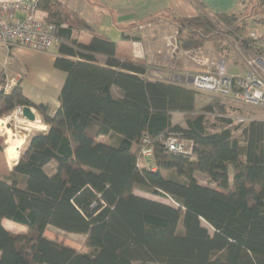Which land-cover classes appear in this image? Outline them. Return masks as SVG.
I'll list each match as a JSON object with an SVG mask.
<instances>
[{"label":"trees","instance_id":"obj_1","mask_svg":"<svg viewBox=\"0 0 264 264\" xmlns=\"http://www.w3.org/2000/svg\"><path fill=\"white\" fill-rule=\"evenodd\" d=\"M38 8L57 27L54 67L66 80L54 112L29 100L20 83L6 93L0 73V120L30 107L47 126L28 137L10 177L0 172V264H264V122L252 121L235 138L219 99L198 112L197 92L145 77L144 61L118 54L65 3L39 0ZM237 13L178 20V48L214 44L220 51L225 26L264 54V35H244L248 26ZM81 31L93 36L89 45L79 41ZM212 112L222 128L208 127ZM174 114L184 115L185 127L174 124ZM173 135L193 146L191 155L167 149ZM143 139L153 163L139 167ZM4 142L0 137V151ZM136 190L168 196L178 207ZM5 220L24 231L7 230ZM50 227L85 235L89 251L46 237Z\"/></svg>","mask_w":264,"mask_h":264},{"label":"crops","instance_id":"obj_2","mask_svg":"<svg viewBox=\"0 0 264 264\" xmlns=\"http://www.w3.org/2000/svg\"><path fill=\"white\" fill-rule=\"evenodd\" d=\"M27 3L31 0H1ZM76 11L81 18L98 34L116 44L117 53L128 58L144 61L148 68V79L181 85V79L190 74L215 70L226 58L213 47L197 51H182L177 46L179 29L177 21L195 18L202 14H227L238 12L243 0H60ZM40 14L47 13L40 10ZM18 14V17H23ZM261 35H264V24H261ZM79 41L89 45L93 36L90 33L78 32ZM127 37L128 39L124 38ZM59 44L49 52H37L28 48L14 46L7 50L0 44V73H5L7 82L14 80L20 83L26 97L34 103L45 104L56 112L59 109V98L66 80V73L54 67ZM228 65V63H226ZM229 74H238L241 66L229 64ZM236 69L238 73H235ZM114 96L119 91L114 89ZM37 118L41 121L35 109ZM40 129L47 126L41 121ZM21 146L28 137H22ZM108 138H104L107 140ZM21 149V147H20ZM20 155V151H19ZM8 162L5 155L0 172L4 178L10 177L16 166ZM7 230L18 233L24 228L9 220L4 221ZM47 234V232H46ZM74 248V247H71ZM75 249V248H74Z\"/></svg>","mask_w":264,"mask_h":264},{"label":"built area","instance_id":"obj_3","mask_svg":"<svg viewBox=\"0 0 264 264\" xmlns=\"http://www.w3.org/2000/svg\"><path fill=\"white\" fill-rule=\"evenodd\" d=\"M39 0L27 3L0 0V44L7 50L14 46L28 48L37 52H49L58 44L57 27L40 14ZM23 14V17H18ZM250 36L256 39L255 34ZM243 70L238 74H229L224 61L215 70L190 74L181 79V85L197 93L217 96L231 101L241 107H255L264 111V55H255L244 60ZM17 83L12 80L5 87L8 93ZM24 108L16 107L7 117L0 120V135L7 134L14 138L30 136L31 132L40 129V120L30 122L24 116ZM221 117V115H220ZM232 122L235 125L247 126L255 118L251 114L237 113ZM28 134V135H27ZM170 152L191 155L193 146L179 138L170 136L165 143ZM142 161L139 167L150 166L153 163V148L148 139L141 142Z\"/></svg>","mask_w":264,"mask_h":264},{"label":"rangeland","instance_id":"obj_4","mask_svg":"<svg viewBox=\"0 0 264 264\" xmlns=\"http://www.w3.org/2000/svg\"><path fill=\"white\" fill-rule=\"evenodd\" d=\"M261 13H262V9L260 7L259 0H245L244 1L242 8L237 13L239 20L240 21L244 20L248 26V32H246L244 35H246V34L250 35L251 33H253V34H255L256 38L261 37L260 35H261L262 25L257 22V20H259L261 18ZM222 30H223L222 36L224 39H220V41L218 40L219 43L223 44V47L220 48V51L217 49V45L210 44V45H208V47H211L213 45V47L216 49V51L218 53H221L222 56L220 58H219V56H217L216 60H219L221 58H226V60H227L226 63H228V65H226L227 69L229 68L228 66H230L229 64H233L234 66L244 67V60L246 58H250V57H253L255 55H264L262 53H258L255 50H252V49L246 47L242 43L241 39L236 38L235 36L230 34L229 30L226 31L225 26H222ZM218 47H221V46H218ZM235 73H238L237 69H236ZM214 99H219L221 101L220 106H223L225 109V114H223V116H226L227 118L231 119L232 121H234L233 119L236 118L237 113L242 112V111H245V112L251 114L252 116H254L255 118H258V119L264 117V111L261 109H258L255 107L244 108V107H241L239 105H236L235 103H233L231 101L219 98L217 96L208 95V94H201V93H198V98H197V106H198L197 109L198 110L197 111L201 112L203 110V108L206 107L208 104H210ZM206 117H207L206 118L207 119L206 120L207 125L210 129L215 130L218 128H222L223 125L219 121V117L216 114V112L208 113V115ZM173 122H174V124H180V125L185 127L184 115L183 114H174L173 115ZM245 127L246 126L235 125L232 123L230 126L227 127V129L231 130V132L233 133L235 138L242 139L241 136H242V133H243ZM35 131H41V130H34L33 132H31V134L34 133ZM0 137H3V139H5L4 149H3V151H0V162H1V164H3V161L5 159V155L7 154L6 151L12 145L14 137L11 135L8 137L7 134L0 135ZM22 137H23V135L21 137H20V135H16L15 139L22 141L23 140ZM27 137H29V136H27ZM26 142H25V144H26ZM24 145L21 146V149H23ZM21 149H19V151ZM8 162H9V160H8ZM10 165H14V163H11ZM47 172L52 174L54 172V166H49L47 168ZM196 177H197V180L199 181V183L201 185L209 186L208 178L206 176L201 175V174H197ZM135 193L137 195L142 196V197H146V198H149L152 200H156L158 202H162V203L174 206V207H178V205L168 196H164L161 194L152 195V194H148V193L141 191V190H136ZM203 225L205 227L209 228L210 232L213 233V230L209 227V225H207L205 222H203ZM46 237L53 239V240L61 241V242L65 243V245H67L69 247H74L75 249H77L80 252L89 251L85 247V240H86L85 235L67 234V233H64V232L57 230L53 227H50L47 231Z\"/></svg>","mask_w":264,"mask_h":264},{"label":"bare ground","instance_id":"obj_5","mask_svg":"<svg viewBox=\"0 0 264 264\" xmlns=\"http://www.w3.org/2000/svg\"><path fill=\"white\" fill-rule=\"evenodd\" d=\"M20 147H21V141L14 138L12 145L6 151L8 160L11 163H15V160L18 158Z\"/></svg>","mask_w":264,"mask_h":264},{"label":"water","instance_id":"obj_6","mask_svg":"<svg viewBox=\"0 0 264 264\" xmlns=\"http://www.w3.org/2000/svg\"><path fill=\"white\" fill-rule=\"evenodd\" d=\"M24 116L30 121V122H35L36 121V116L32 112V108L30 107H25L24 108Z\"/></svg>","mask_w":264,"mask_h":264}]
</instances>
